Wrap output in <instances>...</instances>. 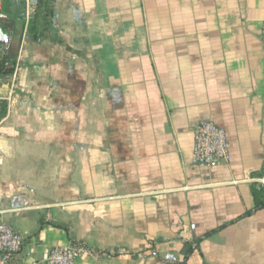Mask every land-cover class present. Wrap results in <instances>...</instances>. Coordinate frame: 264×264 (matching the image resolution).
I'll return each mask as SVG.
<instances>
[{
  "label": "crops",
  "instance_id": "0c3cea01",
  "mask_svg": "<svg viewBox=\"0 0 264 264\" xmlns=\"http://www.w3.org/2000/svg\"><path fill=\"white\" fill-rule=\"evenodd\" d=\"M46 3L41 39L38 0L27 25L23 0L3 3L20 37L0 75L15 82L0 89L14 264L75 242L127 254L74 264H264V0ZM206 120L226 133V163L194 162Z\"/></svg>",
  "mask_w": 264,
  "mask_h": 264
},
{
  "label": "built area",
  "instance_id": "2783aa9c",
  "mask_svg": "<svg viewBox=\"0 0 264 264\" xmlns=\"http://www.w3.org/2000/svg\"><path fill=\"white\" fill-rule=\"evenodd\" d=\"M26 5L24 16L25 25L28 24L31 13L28 10L32 0H23ZM4 0H0V26L9 19V15L3 9ZM9 35V39L4 47H7L11 38L12 30L2 28ZM262 40L264 43V18L261 25ZM1 48V46H0ZM9 87V93L15 88L14 78L4 81L0 76V89L2 86ZM9 96L0 92V111L8 107ZM3 116L0 117V123ZM193 158L194 162L200 165L212 166L226 163L229 160V147L225 131L214 121L206 120L199 123L194 130L193 137ZM263 175L257 179L258 186L264 188V171ZM23 237L10 224L0 222V264H14L16 255L22 250ZM192 253L197 249V242H192ZM90 255L96 259H109L115 256L127 254L123 249L114 251H104L96 249L85 243L75 242L68 246L51 247L47 255L41 259H29L24 264H74L81 255ZM175 264H184L178 261Z\"/></svg>",
  "mask_w": 264,
  "mask_h": 264
},
{
  "label": "trees",
  "instance_id": "16d2710c",
  "mask_svg": "<svg viewBox=\"0 0 264 264\" xmlns=\"http://www.w3.org/2000/svg\"><path fill=\"white\" fill-rule=\"evenodd\" d=\"M48 0H38V8L35 16L31 19L29 23V31L33 34L36 39H41L45 37L48 27V20L51 16L52 8L46 3ZM20 21L23 20V16L17 17ZM9 25H14L13 22H8ZM16 33V31H15ZM20 47V37H14L5 52L0 55V75L2 73L12 72V68H8L7 64L14 65L15 59L18 55V50ZM4 114V109L0 111V117ZM259 207V206H257Z\"/></svg>",
  "mask_w": 264,
  "mask_h": 264
},
{
  "label": "water",
  "instance_id": "95a60500",
  "mask_svg": "<svg viewBox=\"0 0 264 264\" xmlns=\"http://www.w3.org/2000/svg\"><path fill=\"white\" fill-rule=\"evenodd\" d=\"M9 39L8 33H6L0 26V46L4 47Z\"/></svg>",
  "mask_w": 264,
  "mask_h": 264
}]
</instances>
